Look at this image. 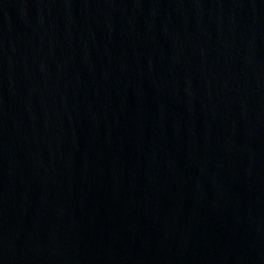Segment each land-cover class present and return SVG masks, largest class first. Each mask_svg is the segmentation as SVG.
Masks as SVG:
<instances>
[{"label": "water", "instance_id": "95a60500", "mask_svg": "<svg viewBox=\"0 0 264 264\" xmlns=\"http://www.w3.org/2000/svg\"><path fill=\"white\" fill-rule=\"evenodd\" d=\"M0 264H264V0H0Z\"/></svg>", "mask_w": 264, "mask_h": 264}]
</instances>
